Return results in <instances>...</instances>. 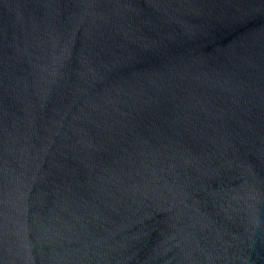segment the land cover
Returning <instances> with one entry per match:
<instances>
[{
    "label": "water",
    "instance_id": "obj_1",
    "mask_svg": "<svg viewBox=\"0 0 264 264\" xmlns=\"http://www.w3.org/2000/svg\"><path fill=\"white\" fill-rule=\"evenodd\" d=\"M0 264H264V0H0Z\"/></svg>",
    "mask_w": 264,
    "mask_h": 264
}]
</instances>
